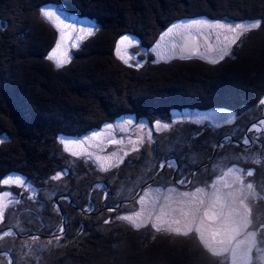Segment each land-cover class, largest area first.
Here are the masks:
<instances>
[{
  "label": "trees",
  "instance_id": "obj_1",
  "mask_svg": "<svg viewBox=\"0 0 264 264\" xmlns=\"http://www.w3.org/2000/svg\"><path fill=\"white\" fill-rule=\"evenodd\" d=\"M249 1L251 8L242 5L244 9L232 10L229 17L258 18L260 27L241 35L238 49L221 63L228 65L226 70L220 66L211 76H201L190 67L163 78L150 72L182 61L129 68L114 53L120 33L115 29L133 30L145 7L158 6L166 22L196 13L192 0H0V179L6 173L22 175L39 192L37 201L43 207L23 204L4 212L1 227L10 235L0 238V264H220L192 233L156 232L149 225L137 229L117 216V203L136 196L162 161L173 162L162 174L169 170L175 183L174 173L182 172L188 180L202 170L204 180L211 177L205 172L213 166L210 159L228 155L227 161L241 167L253 194H258L253 205L257 224H264V119L255 123L264 115V0ZM46 4L97 24L60 68L47 58L57 32L39 13ZM111 11L116 19L108 15ZM163 23L158 21V27ZM174 81L177 86L167 88ZM184 108L231 110L235 124L212 129L209 136L206 131L204 136L178 134L176 125L171 126L172 132L160 133V139L146 147L155 146L151 156L133 152L120 167L104 171L87 158L66 160L57 147L60 133H85L124 114L142 118L147 109L166 114ZM58 170L64 177L55 179ZM118 183L129 185L132 193L119 190ZM256 261L257 256L251 264Z\"/></svg>",
  "mask_w": 264,
  "mask_h": 264
},
{
  "label": "rangeland",
  "instance_id": "obj_2",
  "mask_svg": "<svg viewBox=\"0 0 264 264\" xmlns=\"http://www.w3.org/2000/svg\"><path fill=\"white\" fill-rule=\"evenodd\" d=\"M192 1L194 2V8L193 6L192 8L196 9V13L191 12L190 14L181 15L166 22L167 16L162 14L163 10H159L158 6L154 8L155 10H152V7L150 9L148 7H145L146 9L143 12H140L141 19H139L138 17L135 22L136 25L134 24L133 26L135 28L133 30H130V32H125L124 30L121 31L124 26H118V28L114 26L116 28V31L119 29L117 32L120 31V33H117L116 35L113 47L116 57L118 58L116 52L118 42L122 37L129 36L132 39V43L129 44L126 41L123 45L120 46V56L123 57V59L118 58L123 65L129 68V65H132V67H137L138 64L140 66H143L147 62H152L155 64H168L170 61L174 62L175 60H178L182 61L181 63H183V65L175 66L174 68L168 70H166L167 67H165L166 71L164 70V67H162V69L157 70L159 72L152 71L150 73L159 77L166 78L170 75L184 73L185 68L191 67L195 72H197L198 75L211 76L212 72L217 70L223 64L224 60L232 57L235 48L238 49L237 43L240 42L241 36H239V38L236 40V43H229L230 50L228 55H225L223 59H219L220 49L223 48L225 43H228L232 39L234 34L224 33L219 29H209L207 27H193L191 29L181 27L180 29L174 30L168 35H164L168 31V29L172 28V26L176 24L185 25L190 24L192 21L196 20L206 21L209 24L221 23L227 25H236L241 23L248 24L259 20L258 18L233 20L229 17V14L232 12V10L237 9L240 6L242 7V5H244V7L250 6L251 8V5H253L252 3L251 5H249L250 3L246 4L247 1L251 2L249 0ZM214 4H216V6ZM52 6L54 5H42L41 7H39V13H41V8ZM68 14L72 19V23L75 25L77 31L72 32L70 30H64L65 35L62 39L56 31V39L49 54L53 51V49L56 48V44L59 39L61 42V48L58 50V55L66 51L68 56H71V50L73 48H76L72 47V44L76 39L78 32L79 34L83 35L82 40H84L89 36L85 35L80 30L89 29L94 32L95 28L97 27V24L87 17H78L70 13ZM108 15L111 19H116L115 11L109 12ZM131 16L132 15H129L128 18ZM156 20H158L160 23L161 21L164 23L158 27V21ZM127 23V25L130 26V23L132 22L128 20ZM1 29L2 28L0 22V31ZM189 32H192L194 35H196L197 44L201 49L198 54L186 53L182 50L184 35L188 34ZM217 33H219V38L216 35ZM224 36L228 37V41L224 40ZM82 40L76 41L78 45L82 42ZM124 60H127L128 63H125ZM212 60H217V62L211 63L210 61ZM52 63L55 65L53 61ZM185 64L190 65L184 66ZM226 67H228V65H224L223 67L221 66V68L219 69L221 71H224L226 70ZM178 75L176 77H178ZM165 81L168 80L166 79ZM126 82L127 80L125 81V83ZM158 84L160 86L163 85L162 83ZM159 85H157V87ZM176 86L177 83L176 81H174V85L169 83L167 88L171 89ZM155 88L156 86L152 87V89ZM143 92L144 90L141 91V93ZM141 93L136 94V96H140ZM168 96H170V94ZM162 112L163 114H154L152 109H147L143 112L142 118H136L131 114H124L117 116L112 121L105 122L100 127L91 129L85 133H74L70 135L60 133L56 137L57 147L62 154L66 155V160H81L83 158H87L91 160V162H93L99 170L104 171L112 169L116 166L120 167V164L123 162L124 158L130 153L132 154L133 152L135 153V156H151L150 153L153 152L152 150L155 149V146L152 148V150L146 149V147L151 148L153 146L154 140L156 141L160 139V133L169 134L170 132H172V129L171 131H169L170 129L168 130V128H170L171 126L174 127L176 125L177 130H179L178 134H193V132L199 134L202 132L204 136V132L206 131V136H209V134L212 133V129L215 130L217 128L223 129L225 127H233V125L235 124V113L231 110L221 108H184L180 110L170 109L166 114L164 111ZM145 115H149L148 119L144 117ZM126 120H131L132 123L123 124V122ZM157 121H159L161 124H167V130L169 132L163 128L156 129L155 125ZM257 121L261 122V120ZM122 124L124 130H120V128L117 127V125ZM107 125H112V129H106ZM141 125H143V127H141ZM149 131H151L152 133L150 140L148 139ZM96 133H100V135L94 137V134ZM90 137L94 138L89 139ZM141 137H143V143L139 142V138ZM62 139L70 140L73 142L69 144L68 150H65L64 145L60 142ZM245 140L243 142L244 144ZM115 141H122V143H116ZM134 143L136 144L138 150H132ZM156 144L158 143L156 142ZM159 145L160 144H158V146ZM138 151L141 152L139 153ZM125 152L127 153L126 155ZM73 153H75V155ZM227 156L228 155H226L225 157L222 154H219V157L217 156L215 159H210L213 161H209L208 163H211V165L213 166L210 169L206 168L207 170L205 169V172L207 174H210L211 177L205 180L203 179L205 174L204 172H202V170L195 174L190 173L192 175H190V179L188 180V176L180 172L179 174L174 173V175H176V180L174 183L173 179H170L169 170H167V173L165 172L162 174L163 170L160 171L159 168L151 178H148V181H146L147 183H143L144 185L141 184V189L136 196L126 200L122 199V201L117 203L118 206H116L118 207V209L120 208V210H118L119 214L117 216L123 217L132 215L135 212L139 211L141 212L140 220H144L145 218H148L149 213H151V217L148 219L147 223L142 224V226L149 225L152 227L153 223H159L156 217L161 214V208H163L164 213H166L163 219L168 221H171L173 219H180V224H173L172 226L174 228L179 227L181 230H186L188 226H191L194 229L197 225L200 224V220H203V224L200 226L202 228V231H204L206 239H208L209 243H212L213 247L219 248L220 245L218 243L212 242L211 234L220 226V220L218 219L216 221H212L204 219V211L206 209H210V213H217L222 219L239 221L240 216L246 214L245 209L247 208L250 209V215L248 216V218L252 222L251 226L248 229H244L242 223H237L235 227L238 228V233H229V238H231L229 247L238 248V250L243 249L251 239L248 236V233L263 223L262 221H260V223L257 224V221L259 220H257L258 218L256 216V205H253L254 200L257 199L258 194L254 195L252 190H249L246 187L249 182L244 178L241 167L239 165L233 164L231 161H227ZM148 159L150 158L148 157ZM168 162L173 164L171 160H169ZM162 163L163 161L161 162V164ZM169 163L165 162V168L167 167L168 169H172V167H168ZM230 169H237L240 171L229 173ZM63 174L64 173H62L61 170H58L54 173L53 178L58 179L60 177H64ZM9 176H19L24 179L25 184L23 187H18L16 185L7 186L2 184L3 187L0 188V196H3V194L7 192L9 193V196L4 197V199L8 201H15L9 203L6 208H0V211L3 212V215L6 210L13 209V207L21 208L23 204H28L33 209L41 210L43 207L40 202L37 201L36 197L38 195V191H36V189H34L33 187L31 188V184L29 185L27 183V180L22 175L15 172L6 173L1 177L0 181ZM237 176H239L243 180V183H240V181L237 180ZM114 178H116V180H119L116 175L114 176ZM42 179L43 177L40 178V180H36V182H41ZM181 180L185 181V183H179V181ZM56 182L59 183V181L57 180ZM139 183L141 182L138 181V184ZM118 184L119 185H117V188L119 190L120 188L121 190H123L129 187V185L127 184H124L123 187L121 183ZM214 184L215 187H213ZM170 189H174L175 191H169ZM197 189H203L204 191L196 198H192L191 196L185 197L181 195L182 193L190 194L196 192ZM127 190L128 191L126 194L130 195L132 193L130 192L132 188H128ZM145 193L148 194L146 197ZM40 196L43 195L40 194ZM216 196H219L220 199L216 200ZM53 197H55V195H52V198ZM59 197L60 196H58V198ZM141 197H145L143 204L138 203ZM200 199L204 200V204H200ZM241 199L244 200V205H241ZM233 209H235L236 211H232ZM181 210L183 212L189 213L187 220L182 215ZM237 212L240 214L239 216L237 215ZM193 216L198 218L194 223L192 222ZM2 218H0V227L3 225ZM37 220H39L38 217ZM140 220H138L137 222H140ZM122 221L127 222L125 220ZM1 230H3L2 227L0 228V237H2L3 233L7 232L5 231L6 229H4L3 231ZM60 232H58L57 234H60ZM191 233L194 234L200 241V243L204 246V244L199 239L198 234L195 231ZM220 238L222 237L218 236L217 240ZM259 239L260 236H257V240ZM254 252H256V250H253L250 254L252 256V261L255 259V256H257H254ZM219 259L221 260L220 257ZM227 264H231L230 259L228 260ZM237 264H241V262L238 260Z\"/></svg>",
  "mask_w": 264,
  "mask_h": 264
},
{
  "label": "snow or ice",
  "instance_id": "obj_3",
  "mask_svg": "<svg viewBox=\"0 0 264 264\" xmlns=\"http://www.w3.org/2000/svg\"><path fill=\"white\" fill-rule=\"evenodd\" d=\"M41 15L45 18V21L47 23H49L52 27H54L56 29V31L58 32V34L60 35L61 39L63 38V36L65 35V31L64 30H70L72 32H76L77 29L75 28V25L72 23V19L69 17V14L67 12L64 11V9L58 5H54L52 7H44L41 8ZM181 27L186 28V29H191L193 27H207L209 29H219L224 33H232L234 34L232 39L228 42L225 43L223 48L220 49V56L219 59H223L225 55H228L229 53V43L234 44L236 43V40L239 38V36L243 35L244 33H247L253 29H257L260 27V22L259 21H255V22H251L248 24H236V25H227V24H221V23H215V24H209L206 21H202V20H196V21H192L190 24H185V25H180V24H176L173 25L172 28H169L168 31L164 34V35H168L169 33H172L174 30L180 29ZM82 31L85 35L91 36L93 35V32L89 29H83L80 30ZM217 37L219 38V33L216 34ZM83 39V35L77 34L76 39L74 40L72 47H78V43L76 41L82 40ZM163 39V37H162ZM224 40L228 41V37L224 36ZM128 42L129 44L132 43V39L129 36H124L120 39V41L117 44V48H116V52H117V56L118 58L123 59V57L120 56V46L123 45L125 42ZM61 48V42L58 39L57 44H56V48L53 49V51L49 54V56L47 57L49 60L53 61L56 65L57 68H60L62 66H64L66 63L70 62L71 57L68 56L67 52L64 51L62 52L60 55H58V50ZM125 63H128L127 60H124ZM211 63H216L217 60H212L210 61ZM130 67L132 65H129ZM138 67L140 66L139 64L137 65ZM261 104H264V100L261 101ZM132 121L131 120H126L123 122V124H131ZM261 123H264V121H262ZM123 124L122 125H117L118 128H120V130H124L123 129ZM112 125H107L106 129L110 130L112 129ZM141 127H143V125H141ZM156 129H167L168 125L167 124H161L159 121L156 122L155 125ZM259 130V129H257ZM100 133H96L94 134L95 136H99ZM152 136L151 131H149L148 133V139L150 140ZM94 137H90L89 139H92ZM64 147L65 150H68V146L70 143H73L70 140H64L62 139L60 141ZM116 143H122V141H115ZM139 142L143 143V137L139 138ZM0 143H3L2 140H0ZM245 143H247V140H245ZM132 150H138L136 144H133ZM75 155V153H73ZM127 153L125 152V155ZM174 165L172 163L168 164V167H173ZM161 168H164L165 165L161 164L160 165ZM240 170L237 169H230L229 173H233V172H237ZM248 176L252 175L251 171H248L246 173ZM58 178V177H57ZM237 180L240 181V183H243V180L237 176ZM179 183L184 184L185 181L181 180L179 181ZM218 183V182H217ZM0 184L3 185H7V186H11V185H16L18 187H23L25 184V181L23 178L19 177V176H9L5 179H3L2 181H0ZM213 187H215V184L213 185ZM246 187L249 190L253 189V185L251 183H248L246 185ZM169 191H175L174 189H170ZM203 189H197L196 192L193 193H182V196L188 197L191 196L192 198H196L199 194L203 193ZM148 194L145 193V197ZM9 196V193L5 192L3 194V196H0V208H6L7 205L9 203L15 202V201H8L5 200L4 197ZM145 197H141L138 201V203L143 204ZM167 199V198H166ZM220 197L216 196V200H219ZM183 203V202H182ZM215 203V202H213ZM241 205H244V200L241 199L240 200ZM200 204H204V200L200 199ZM232 211H236L235 209H233ZM246 214L243 216H240V220L236 221V220H230V219H222L219 214L217 213H210V209H206L203 213V218L207 219V220H212V221H216V220H220V226L216 229V231L212 232L211 234V240L213 243H218L220 245L219 248L213 247L212 243H209L208 239H206L204 231H202V228L200 225L203 224V220H200V224L197 225L194 229L191 226H188L186 228V230H181L179 227L174 228L172 225L173 224H180L181 221L180 219H173L171 221L168 220H164L163 217L164 215H166V213H164L163 208H161V214L158 215L156 217L157 221H159V223H153L152 227L156 232H168V233H175L178 235H188L191 232L195 231L198 236L199 239L201 240V242L204 244V247L206 248V250L213 256H217L221 258L220 264H227L228 260H231V264H237V261L239 260L241 262V264H251L252 262V256L250 255L252 253L253 250H256L257 252V261L256 264H264V235H261V233H264V224L259 225L257 228L253 229L252 231H250L248 233V236L251 238L247 245L243 248V249H239L238 248H230L229 244L231 243V238H229V233L230 232H237L238 233V228L235 227V225L237 223H242L243 224V228L244 229H248L251 226V220L248 218V216L250 215V209H245ZM182 215L186 218L189 215V213L183 212L181 210ZM3 212L0 211V218H2ZM237 215L239 216L240 214L237 212ZM141 217V212L137 211L132 215H127V216H123V217H119V219L125 220L128 223H130L133 227L135 228H140L142 226V224H146L148 219L151 217V213H149V217L145 218L144 220H140ZM198 218L193 216L192 217V222L194 223ZM138 220H140V222H137ZM107 222V221H106ZM166 225V226H165ZM61 231H63V229H61ZM3 235H10V233L5 232L3 233ZM220 236L222 238L217 240V237ZM257 236H260V239L257 240ZM2 238V237H0ZM11 264V262H10Z\"/></svg>",
  "mask_w": 264,
  "mask_h": 264
},
{
  "label": "water",
  "instance_id": "obj_4",
  "mask_svg": "<svg viewBox=\"0 0 264 264\" xmlns=\"http://www.w3.org/2000/svg\"><path fill=\"white\" fill-rule=\"evenodd\" d=\"M182 50L186 53H196L198 54L201 49L199 45L197 44V38L196 35H194L192 32H189L188 34L184 35V41L182 43ZM264 115L259 117L257 120H263ZM255 121V123H260V121ZM163 168H160V171H162ZM159 171V172H160Z\"/></svg>",
  "mask_w": 264,
  "mask_h": 264
},
{
  "label": "bare ground",
  "instance_id": "obj_5",
  "mask_svg": "<svg viewBox=\"0 0 264 264\" xmlns=\"http://www.w3.org/2000/svg\"><path fill=\"white\" fill-rule=\"evenodd\" d=\"M203 48H204V47H203ZM100 92H101V91H100ZM164 168H165V167H164ZM164 168H163V169H164Z\"/></svg>",
  "mask_w": 264,
  "mask_h": 264
}]
</instances>
